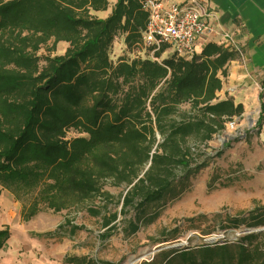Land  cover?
<instances>
[{
  "label": "trees",
  "instance_id": "1",
  "mask_svg": "<svg viewBox=\"0 0 264 264\" xmlns=\"http://www.w3.org/2000/svg\"><path fill=\"white\" fill-rule=\"evenodd\" d=\"M144 1L116 0L101 19L94 13L106 11L107 0H0V188L24 204L23 221L43 209L59 213L96 196L111 198L101 187L109 180L123 188L118 215L130 214L123 222L134 234L208 165L200 147L241 117V105L217 101L236 56L215 43L189 60L157 62L151 57L162 51L150 47L145 58L111 60L118 36L128 50L144 45ZM60 42L64 53L39 65L40 49L50 44L54 51ZM184 104L189 110L179 113ZM69 130L77 135L67 138ZM253 212L246 227L264 226V205ZM89 213L102 215L105 237L116 228L117 213L106 206ZM176 232L161 242L175 240ZM8 238L9 230H0V250ZM65 263L110 264L86 256ZM141 264H264V231L234 243L162 250Z\"/></svg>",
  "mask_w": 264,
  "mask_h": 264
},
{
  "label": "rangeland",
  "instance_id": "2",
  "mask_svg": "<svg viewBox=\"0 0 264 264\" xmlns=\"http://www.w3.org/2000/svg\"><path fill=\"white\" fill-rule=\"evenodd\" d=\"M110 4L113 0H108ZM107 13L95 16L103 18ZM67 44L60 42L54 51L48 52L50 44L37 53L44 64L45 56L62 55ZM148 54L145 45L138 44L128 50L122 36H118L110 50V58L116 62L120 58L132 61L145 58ZM170 53L160 55L158 61L169 58ZM182 113L189 110L184 104L178 108ZM77 134L72 130L67 138ZM201 157L208 165L196 175L190 177L184 190L176 197L168 199L157 209V216L150 223L140 225L138 231L129 234L125 231L129 218L118 215L120 195L123 188H115L110 181H103L101 187L111 198L96 196L82 206L59 213L42 210L29 221L21 219L23 203H18L16 213L10 217L12 227L9 244L0 250V264H66L68 256H86L94 262L110 264H133L150 261L155 254L174 244H183L181 248L197 247L237 242L246 232L263 230L264 226L247 228L254 224L253 212L264 205V145L258 142V136L245 135L244 131L226 129L200 147ZM106 206L110 213H117L116 228L105 237L106 229L101 226L102 215H91L89 210H99ZM152 215V210L145 212ZM257 214H263L259 211ZM203 216L201 219L197 217ZM217 217L214 219L213 216ZM150 218V217H148ZM195 219L193 222L187 221ZM66 221L70 225L66 224ZM237 221L238 227H232ZM70 226L80 228L71 233ZM177 228L175 240H167L169 231ZM247 230V231H246ZM166 231V235L163 233ZM203 233H209L204 236ZM151 239H160L159 244ZM213 239L212 242L208 241Z\"/></svg>",
  "mask_w": 264,
  "mask_h": 264
},
{
  "label": "crops",
  "instance_id": "3",
  "mask_svg": "<svg viewBox=\"0 0 264 264\" xmlns=\"http://www.w3.org/2000/svg\"><path fill=\"white\" fill-rule=\"evenodd\" d=\"M115 1L112 4L108 1L106 11L94 14L107 13L102 19L106 18ZM167 1L180 4L187 0ZM207 3L217 14L219 24L234 34L244 53L243 60L235 58L228 63L226 77L216 94L217 101L229 99L234 106L241 105V117L232 119L236 122L234 129L254 133L264 145V112L260 114L261 105L264 109V0H207ZM17 207L11 194L0 188V230H9L6 245L13 239L10 217L15 215Z\"/></svg>",
  "mask_w": 264,
  "mask_h": 264
},
{
  "label": "built area",
  "instance_id": "4",
  "mask_svg": "<svg viewBox=\"0 0 264 264\" xmlns=\"http://www.w3.org/2000/svg\"><path fill=\"white\" fill-rule=\"evenodd\" d=\"M142 9L148 16L144 45L152 52L162 51L161 54L170 53V56L189 60L207 43H215L236 58H244L234 34L219 24L217 14L208 6L207 0H187L180 4L146 0ZM151 59L158 62V59ZM235 125L236 122L231 120L226 127L231 131Z\"/></svg>",
  "mask_w": 264,
  "mask_h": 264
},
{
  "label": "water",
  "instance_id": "5",
  "mask_svg": "<svg viewBox=\"0 0 264 264\" xmlns=\"http://www.w3.org/2000/svg\"><path fill=\"white\" fill-rule=\"evenodd\" d=\"M246 231H247V230H246ZM259 231H264V229H263V230H257V231H255V232H259ZM246 233L249 234V233H252V232H246ZM208 241L212 242L213 239H210V240H208ZM182 245H183V244H174V245H172V246L167 247L166 249H180ZM135 261H137V260H130V261H128V264H133Z\"/></svg>",
  "mask_w": 264,
  "mask_h": 264
}]
</instances>
